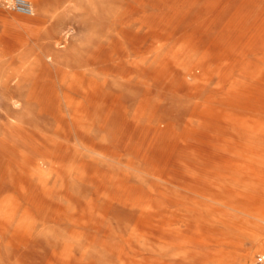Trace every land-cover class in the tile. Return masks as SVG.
<instances>
[{
	"label": "rangeland",
	"instance_id": "374dc122",
	"mask_svg": "<svg viewBox=\"0 0 264 264\" xmlns=\"http://www.w3.org/2000/svg\"><path fill=\"white\" fill-rule=\"evenodd\" d=\"M264 0H0V264H256Z\"/></svg>",
	"mask_w": 264,
	"mask_h": 264
},
{
	"label": "built area",
	"instance_id": "2783aa9c",
	"mask_svg": "<svg viewBox=\"0 0 264 264\" xmlns=\"http://www.w3.org/2000/svg\"><path fill=\"white\" fill-rule=\"evenodd\" d=\"M256 264H264V253L258 254Z\"/></svg>",
	"mask_w": 264,
	"mask_h": 264
}]
</instances>
